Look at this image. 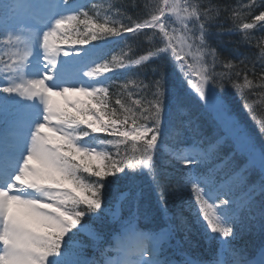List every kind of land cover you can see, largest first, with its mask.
I'll return each instance as SVG.
<instances>
[{
	"label": "snow or ice",
	"instance_id": "6c2138e0",
	"mask_svg": "<svg viewBox=\"0 0 264 264\" xmlns=\"http://www.w3.org/2000/svg\"><path fill=\"white\" fill-rule=\"evenodd\" d=\"M255 6L256 0H253L252 5L248 6L249 11ZM259 6L261 10L255 14L254 22L243 23L244 30L253 29L255 22H264V0H260ZM78 15H82L83 19H78ZM169 15L174 16L188 31L191 29L187 21L194 20L195 25L199 27V39L203 43L205 21L210 14L204 13L202 20L196 8L181 3V0H162V4L155 8L150 18L127 25L121 23L118 27H109L107 22H94L87 11L62 16L55 20L50 30L45 31L41 37H36L31 50L26 49L22 55L17 54L16 59L9 58L4 61L0 58L9 80V86L0 91L18 93L42 106V111L37 114L38 122L31 133L27 154L18 170H0V264H68L67 257L75 251L73 237L81 230L77 229V226L81 225L85 216L100 215L97 210L102 211L105 192L110 190L116 192L118 201L132 198V210L128 216L117 218L113 214L119 209V204L116 209H109V214H113L115 222L120 224L123 230L132 225H135V229L139 228L142 192L137 182L145 175L151 178L154 191L161 190L158 203L162 211L167 212L164 190L171 187L172 182L170 174L157 171L155 162L159 151L158 139L164 134L162 115L165 113V74L161 70L159 78L151 84L141 81L136 85L141 89L154 88L153 98L146 103L141 99L133 100L130 93L128 100H122L117 95L114 105H110L106 85L90 88L86 84L73 83L77 70L69 65H62L59 59L61 50L56 47V43L59 41L63 44L84 45L90 40L98 39V34L121 37L124 34L135 36L142 30H158L164 42L163 46H158L155 52L149 51L146 55H140L131 63L141 65L155 58L157 54H166L171 50L175 59L183 62L182 68L186 66L188 71H196L186 59L190 54L191 45H188L189 52H185L183 47L177 51L173 43L175 37L169 31L167 23ZM80 24L84 25L83 32L80 31ZM261 26L264 27V24ZM5 43L11 44L12 37L8 36ZM34 45L42 49L44 59L36 69L38 75L28 78L27 86H21L18 79L25 76V71L31 64ZM261 51L264 52V49ZM63 55L67 57L70 53L65 50ZM211 55L215 56L214 53ZM224 66L232 68L230 63H225ZM125 67L128 65L121 59L111 67L105 65L102 69H95V74ZM83 75L92 77L94 72H83ZM220 75L223 78L227 74ZM198 78L200 82L194 85L195 90L199 98L205 101V107L218 113L226 134L217 136L205 148L204 130L199 124L187 121L188 139L194 150L199 146V151L196 155L181 157L178 163L186 169L187 177L193 168L211 163L210 159H206L208 154L223 146L225 150L221 152L219 162L214 167L226 168L225 175L229 179L235 177L239 186H247V206H251L254 203L253 193L257 183L249 184L250 168L255 166L249 137L232 119L223 100L214 92L215 87L223 86L220 80L213 79V73L208 72L198 73ZM234 86L238 90L241 87H250L251 81L245 77L243 86ZM261 130L264 133V122H261ZM96 133L112 137L108 140L100 139L99 143L112 145L116 149V158L87 142L79 143L88 137L95 140L93 134ZM229 141H233L235 147H230ZM242 143L247 145V148H242ZM121 144L128 145L123 153L120 151ZM261 155L264 157V151ZM238 156L246 157L243 163L237 159ZM260 170L259 193L264 195V165ZM208 171L211 172L212 169L209 168ZM81 173H86L93 179H88ZM110 177L115 179H109ZM176 183L180 188L185 186L183 180ZM188 183L191 184L190 192L194 203L198 206L195 215L202 217L205 227L211 233L225 238L221 244H230L237 235V213L234 211L235 202L230 198L229 192L221 195L199 180H188ZM173 191L177 189L173 188ZM185 206L191 208L192 204L186 202ZM260 216L264 218V203L261 205ZM176 220L178 225L169 224L158 230L157 235L163 233L165 237L160 242L161 248L177 226L185 231L190 230L182 211L177 213ZM81 228L88 231L85 225H81ZM73 229H77V232H73ZM185 238L187 239V236ZM259 256L260 260L257 261V257L252 258L240 253L236 264H264V251ZM149 257L151 259L150 253ZM154 264H165V261L155 259ZM184 264L208 262L198 257H186Z\"/></svg>",
	"mask_w": 264,
	"mask_h": 264
},
{
	"label": "trees",
	"instance_id": "16d2710c",
	"mask_svg": "<svg viewBox=\"0 0 264 264\" xmlns=\"http://www.w3.org/2000/svg\"><path fill=\"white\" fill-rule=\"evenodd\" d=\"M64 5H79L73 14L87 11L89 17L96 23L107 22L109 27L129 24L134 21H142L150 18V14L155 8L162 4V0H64ZM181 3L196 8L203 20L204 13H209V18L204 31V40L201 43L200 31L194 20L187 21L191 31L184 28L174 16L169 15L168 29L175 39L177 51L183 47L185 52H189L188 45H191L190 54L186 57L196 71H188L187 67L182 68V61H178L172 55L171 50L166 54L157 56L141 65L131 63L142 54L149 51L155 52L158 46H163L162 38L158 30H142L139 34H124L121 37H113L98 34V39L90 40L89 43L63 44L57 41L56 45L74 50H85L87 55L93 56L97 62L94 65V72L97 68L107 65L111 67L117 60H124L128 65L125 68H112L109 72L101 71L97 76L108 80L109 101L114 105L116 96L122 100L131 98L141 99L143 102L151 100L154 88L141 89L136 85L141 81L151 84L158 79L161 70L165 74V113L162 115V132L158 139L159 151L156 154L155 162L158 172L170 174L171 187L164 190L167 199V212L162 211L158 203V194L161 190H153L151 178L146 175L137 182L139 190L142 192L140 200V219L145 215L151 219L170 216L171 225H178L177 213L182 211L190 226V230L185 231L177 226L173 233L174 246L171 248L173 256L189 255L208 261L213 259L223 247L224 257L227 264H236L240 258V253L248 257H255L264 249V218L260 216L261 205L264 203V195L259 193L258 181L261 175L260 167L264 165V133L261 130V122H264V22H255L253 29L244 30L242 25L246 22H254L255 14L260 9V0H256V6L249 11L253 0H181ZM7 0H0V58L8 61L14 59L13 41L6 44L9 27L3 17ZM167 11V10H166ZM78 19H83L78 15ZM80 31H84V25L80 24ZM174 29V31H173ZM104 45V47H101ZM101 47V48H100ZM214 53L215 56L211 55ZM225 63H230L232 68H226ZM214 65V66H213ZM4 65L0 63V70ZM155 69V71H153ZM213 73V79L220 80L222 87H215L213 90L219 96L229 115L247 133L251 146L253 147L254 167L250 168L249 184L257 183L253 193L254 203L247 206L248 191L247 186H239L235 177L229 179L225 175L227 169H217L214 167L219 162L221 149L208 154L206 159L211 163L202 164L192 169V172L185 177L186 169L182 167L178 160L185 156L184 146L191 144L186 131V122L192 121L199 124L205 132L204 147L212 143L217 136L226 134L225 127L217 112L205 107V101L199 98L194 85L199 84L198 73ZM227 74L221 78L220 74ZM239 73V75H237ZM245 77L251 81L250 87H241L239 90L234 85L243 86ZM191 80V83H189ZM126 85V87H125ZM8 96L0 99L3 111L6 110ZM179 101L177 104L176 101ZM130 102V101H129ZM118 107V106H117ZM4 115L1 113L0 118ZM217 135H213V134ZM92 137L85 138L81 143H89L98 150L107 152L113 158L116 149L112 145H101L100 139H112L104 133L93 134ZM131 142H129L130 144ZM230 147H235L233 141H229ZM128 145L121 144L120 151L124 152ZM199 147V146H198ZM242 148L247 145L241 144ZM129 155L131 149L128 148ZM204 159V158H202ZM237 159L243 163L246 157L238 156ZM211 168L212 171H208ZM208 175L215 185L209 188L217 191L221 195L229 192L230 198L234 200V211L237 213L236 237L230 244H221L217 236L205 227L202 217L195 215L197 205L191 195L192 175ZM88 179H93L86 173H81ZM122 175V174H121ZM109 179H115L110 177ZM163 179V177H162ZM184 181V187L180 188L177 181ZM225 181H227L225 183ZM173 188L177 191H173ZM131 197L127 200L118 201L114 190L105 192L102 204V211L97 217L95 214L85 216L81 225H85L88 231H84L81 225L73 232L77 235L73 237V251L68 257V264H94L91 254L93 245L99 244L103 240L113 236L118 229H115L113 214L116 217L128 216L131 204ZM186 202L192 204L191 208L186 207ZM118 210L109 214V209ZM72 235V233H69ZM187 236V239L185 238ZM67 241V237H65ZM221 245V247H220ZM177 253V254H176Z\"/></svg>",
	"mask_w": 264,
	"mask_h": 264
},
{
	"label": "rangeland",
	"instance_id": "374dc122",
	"mask_svg": "<svg viewBox=\"0 0 264 264\" xmlns=\"http://www.w3.org/2000/svg\"><path fill=\"white\" fill-rule=\"evenodd\" d=\"M23 3V0H20L17 2V10H16V15L18 16H23L24 14H21L22 12L25 11V8H26V5H22ZM44 6V5H43ZM36 7H42L41 5H36ZM43 8V7H42ZM47 8V7H46ZM44 9V8H43ZM61 8H58L56 4L52 5L51 7L45 9V14L48 12V13H55L57 14V19H59L63 14H69V12L72 10V8H68L67 10H60ZM25 16V15H24ZM64 16V15H63ZM55 22V21H54ZM54 22L50 25H48L47 27H41V28H38L37 26H32L29 22L26 23L30 26V29L28 30V28L26 26H24V28L22 30H20V32L17 33L14 32L15 34V38L17 39L18 38V41H19V49H21L22 51L25 52V50H31V46L32 44L34 43L36 37H41L42 34L44 33V30H50L53 26H54ZM33 51H34V55L31 57V64L30 66L26 69L25 71V76L23 77H20L18 79V83L21 85V86H27V79L28 78H32V77H35L38 75L36 69L40 66V62H43V55H42V49H40L39 47L35 46L34 45V48H33ZM60 61L62 62V65L66 64V65H69L71 66L73 69L77 70V76L76 78L73 80V83H77V82H80L82 80V83H84V75H83V71L81 68H77V61L74 62V60H69V61H65L63 62L64 60H62L61 58H59ZM74 59V58H73ZM86 81V80H85ZM6 82H9V81H6ZM28 99H26L27 101ZM28 102L32 103L31 105V109L30 111H33V115H36L41 112V109H39V105L33 103V101L31 100H28ZM21 125H23V127L26 129L27 128V125L26 123L28 122L27 120H24V118H22L21 120ZM23 129V130H25ZM15 138V137H14ZM30 143V141H29ZM29 143L27 142H21V150H28V147H29ZM189 153H192V152H196V148L195 150L192 148L190 149H187ZM193 154V153H192ZM164 235L161 234L159 235L160 238H162ZM157 241L158 239L155 240V245L157 244ZM142 244H146V241L142 242ZM141 245V243H138L135 247L133 248H136L137 246ZM124 251V255H119L116 259H112L110 260L113 264H121V263H124V264H129V263H133V264H148L146 263L145 259L142 260V255L139 256V255H136V253L134 251ZM127 253H128V256H127ZM130 254V256H129Z\"/></svg>",
	"mask_w": 264,
	"mask_h": 264
},
{
	"label": "bare ground",
	"instance_id": "6f19581e",
	"mask_svg": "<svg viewBox=\"0 0 264 264\" xmlns=\"http://www.w3.org/2000/svg\"><path fill=\"white\" fill-rule=\"evenodd\" d=\"M11 162H12V161L10 160V161H9V164H11ZM13 166H14V164H13L11 167H13Z\"/></svg>",
	"mask_w": 264,
	"mask_h": 264
}]
</instances>
